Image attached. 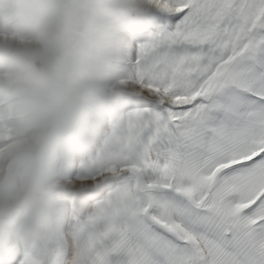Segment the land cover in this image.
Returning <instances> with one entry per match:
<instances>
[{
  "label": "snow or ice",
  "instance_id": "obj_1",
  "mask_svg": "<svg viewBox=\"0 0 264 264\" xmlns=\"http://www.w3.org/2000/svg\"><path fill=\"white\" fill-rule=\"evenodd\" d=\"M66 264H264V0H149Z\"/></svg>",
  "mask_w": 264,
  "mask_h": 264
},
{
  "label": "clouds",
  "instance_id": "obj_2",
  "mask_svg": "<svg viewBox=\"0 0 264 264\" xmlns=\"http://www.w3.org/2000/svg\"><path fill=\"white\" fill-rule=\"evenodd\" d=\"M149 0H0V264H58L118 122ZM68 230H65V226Z\"/></svg>",
  "mask_w": 264,
  "mask_h": 264
},
{
  "label": "rangeland",
  "instance_id": "obj_3",
  "mask_svg": "<svg viewBox=\"0 0 264 264\" xmlns=\"http://www.w3.org/2000/svg\"><path fill=\"white\" fill-rule=\"evenodd\" d=\"M65 230H68V226H65ZM68 257V250L67 248L64 250L63 254L61 255L58 264H65ZM22 260V252L20 251V247H17V251L13 255L10 264H20V261Z\"/></svg>",
  "mask_w": 264,
  "mask_h": 264
},
{
  "label": "crops",
  "instance_id": "obj_4",
  "mask_svg": "<svg viewBox=\"0 0 264 264\" xmlns=\"http://www.w3.org/2000/svg\"><path fill=\"white\" fill-rule=\"evenodd\" d=\"M67 250H68V257H67V260L71 257V245H69L68 247H67ZM66 260V261H67ZM65 264H66V262H65Z\"/></svg>",
  "mask_w": 264,
  "mask_h": 264
}]
</instances>
